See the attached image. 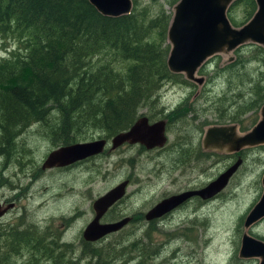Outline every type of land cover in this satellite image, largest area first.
<instances>
[{
  "label": "rangeland",
  "instance_id": "obj_1",
  "mask_svg": "<svg viewBox=\"0 0 264 264\" xmlns=\"http://www.w3.org/2000/svg\"><path fill=\"white\" fill-rule=\"evenodd\" d=\"M172 7L165 5L167 10ZM245 10L242 4L233 9L237 21L243 20ZM12 45L11 39L0 41V54ZM230 54L232 62L236 57L234 50ZM227 57L215 54L197 70V75L204 77L202 83L192 81L191 87L165 82L156 93L159 95L155 103L138 110L152 121L163 118L162 114L169 116L178 104L186 109L185 115L167 122V142L162 149L147 151L140 145H131L89 158L74 167L42 169L43 160L54 148L39 125L22 132L16 141L13 160L5 161L0 156V203H13V207L0 216V230L32 225L47 242L55 241L52 253L47 251L45 256L30 251L23 244L19 254L0 248V263L258 264L256 257H239V248L245 231L257 238L264 237V218L252 227H244L245 216L263 190L264 144L244 147L239 153H227L215 149L205 151L201 143L207 126L236 124L239 133H244L260 117V109L242 113L245 102L256 98L257 94L252 93L249 83L242 87L241 77H259L258 65L250 63L246 74L236 67L215 76L216 71L231 63H225ZM252 82L254 80H250V84ZM257 82L264 87L262 79ZM215 105L225 113L224 117ZM233 115L237 116L236 120L231 119ZM100 135L95 133L83 141ZM239 156L241 165L216 197L208 201L191 200L151 223L144 216L135 219L93 243L98 252H81L82 230L94 214L93 200L121 180L130 181L128 195L108 212L106 220H117L122 214L138 217L173 192L188 186H204Z\"/></svg>",
  "mask_w": 264,
  "mask_h": 264
},
{
  "label": "trees",
  "instance_id": "obj_2",
  "mask_svg": "<svg viewBox=\"0 0 264 264\" xmlns=\"http://www.w3.org/2000/svg\"><path fill=\"white\" fill-rule=\"evenodd\" d=\"M177 1L132 0L130 13L111 17L99 13L88 0H0V41L14 42L0 54V156L13 160L17 138L33 125L43 128L52 148L81 142L95 133L109 139L143 115L138 113L141 107L155 103L165 82L192 87V81L170 72L166 64L172 10L165 5L172 7ZM239 4L246 7L242 21L232 12ZM255 9V0H234L227 16L240 26ZM234 53L235 59L214 75L236 67L246 74L250 63L258 65L259 77H241L242 87L249 83L257 94L245 102V114L264 104V87L257 82L264 81V46L247 43ZM178 105L169 116H160L169 122L182 117L186 109ZM217 112L225 116L222 110ZM54 241L47 242L32 225L0 230V248L8 252L20 253L23 244L45 256L52 253ZM81 241V252H98L93 242Z\"/></svg>",
  "mask_w": 264,
  "mask_h": 264
},
{
  "label": "water",
  "instance_id": "obj_3",
  "mask_svg": "<svg viewBox=\"0 0 264 264\" xmlns=\"http://www.w3.org/2000/svg\"><path fill=\"white\" fill-rule=\"evenodd\" d=\"M88 1L99 13L111 17L128 14L132 8V0ZM233 1L178 0L173 5L166 34L170 44L166 64L170 72L182 73L187 80L202 83L204 77L198 76L197 70L211 56L225 54L230 61L233 59L230 53L240 45L255 43L264 46V0H255L256 11L241 26H234L227 16V9ZM259 113L260 117L257 122L244 133H239L236 124L207 126L201 140L203 148L238 152L244 147L263 144L264 104L260 107ZM165 125L166 122L163 119L149 123L146 116H139L130 128L111 137V147H117L124 142L139 143L147 149L162 147L167 141ZM105 143L104 138H97L58 146L47 154L41 168L63 167L93 156L103 150ZM241 163L242 158L239 156L204 186L160 199L145 212L146 220L160 217L191 196H199L202 199L213 197L226 187L229 179ZM261 184L262 193L248 212L244 220L245 227L264 217V172L261 176ZM127 186L128 180H121L93 200L92 208L95 214L83 229L82 234L85 240H99L108 233L119 230L129 222V217L114 222H100V217L124 195ZM10 205L1 208L0 203V216ZM239 256L244 258L258 257L259 264H264V241L244 233Z\"/></svg>",
  "mask_w": 264,
  "mask_h": 264
},
{
  "label": "flooded vegetation",
  "instance_id": "obj_4",
  "mask_svg": "<svg viewBox=\"0 0 264 264\" xmlns=\"http://www.w3.org/2000/svg\"><path fill=\"white\" fill-rule=\"evenodd\" d=\"M255 4H256V2H255ZM230 6V5H229ZM229 8V7H228ZM256 8H257V6H256ZM228 10V9H227ZM255 11H256V9H255ZM254 11V12H255ZM254 14V13H253ZM252 14V15H253ZM250 19V18H249ZM248 19V20H249ZM244 24V23H243ZM241 26V25H240ZM228 58V57H227ZM228 62H230V61H228V59L225 61V63H228ZM263 105V104H262ZM261 105V106H262ZM260 109V108H259ZM142 116V115H141ZM144 116H146V115H144ZM147 118H148V121H149V123H152V122H154V121H158V120H161V119H163V120H165V122H166V125H165V130H166V126H167V122H168V120H167V118H160V119H156V120H152L151 121V119L149 118V116H146ZM138 118V117H137ZM135 122V121H134ZM133 122V123H134ZM132 123V124H133ZM131 124V125H132ZM130 125V126H131ZM130 126L128 127V128H130ZM127 128V129H128ZM126 130V129H125ZM99 138H104V137H99ZM97 139V138H96ZM105 140H106V143H105V145L103 146V150L100 152V153H98V154H95V155H93V156H89V157H86V158H84V159H81V160H78V161H75V162H73V163H71V164H69V165H66V166H63V167H67V166H69V167H74V166H77V165H79L80 163H83V162H85L86 160H88L89 158H92V157H95V156H97V155H101V154H103V153H106V154H109V153H111L112 151H118V150H120V149H122V148H124V147H128V146H131V145H135V146H139L140 148H142V147H144L143 149L144 150H147V151H149V150H155V149H162L164 146H165V144L162 146V147H154V148H151V149H147L144 145H142V144H139V143H132V144H130V143H128V142H124V143H122L121 145H119V146H117V147H111V143H110V140H111V138H104ZM94 140V139H93ZM167 142V141H166ZM201 143H202V141H201ZM264 144V143H263ZM259 145H262V144H259ZM257 146V145H256ZM248 147H252V146H248ZM205 151H212V150H214V149H212V148H209V149H205V148H203ZM215 150H218V149H215ZM220 151H222V150H220ZM227 153H239V151L238 152H227ZM232 163V162H231ZM241 165V164H240ZM229 166V165H228ZM227 166V167H228ZM226 167V168H227ZM61 168V167H60ZM225 168V169H226ZM224 169V170H225ZM223 170V171H224ZM221 173V172H220ZM125 180V179H124ZM128 180V186H129V184H130V181H129V179H127ZM230 180V179H229ZM229 183V182H228ZM262 185V184H261ZM200 187H202V186H188V187H185V188H183V189H181V190H179V192L178 191H176V192H173V193H171V194H169V195H167V196H170V195H173V194H177V193H180V192H182V191H185V190H189V189H196V188H200ZM110 189V188H109ZM108 189V190H109ZM223 190V189H222ZM222 190L219 192V193H217L216 195H214L213 197H216L218 194H220L221 192H222ZM107 191V190H106ZM105 191V192H106ZM104 192V193H105ZM128 195V192H127V188H126V190H125V193H124V195L119 199V200H117L112 206H110L107 210H106V212L100 217V222H109L110 220H114V221H118V220H120V219H122V218H124V217H129V222H131V221H133V220H135V219H141L143 216H144V214H145V212L143 213V212H141L139 215H138V217H136V216H132V215H120V216H122L121 218H119V219H117V220H115V219H111V218H109L108 220H106V217H107V215H108V212L109 211H111L112 209H114L115 208V206H117V204H119V202L120 201H122V200H124L125 199V197ZM100 196V195H99ZM166 197V196H165ZM213 197H211V198H208V199H202L201 197H199V196H191L189 199H187L186 201H184L183 203H181L180 205H178V206H176L175 208H173V209H171L169 212H167V213H164L163 215H161L160 217H158V218H155V219H151V220H146V218H145V216H144V219L146 220V221H153V220H158V219H160V218H163V217H165L166 215H168V214H171L172 212H174L175 210H177V209H179L180 207H182L184 204H186V203H188L189 201H191V200H201V201H208V200H210V199H212ZM164 198V197H163ZM96 199V198H95ZM162 199V198H161ZM256 203V202H255ZM254 203V204H255ZM8 203H6L5 205H4V202H1V208H3L4 206H8V205H10V207L13 205V203H10V204H8ZM155 204V203H154ZM153 204V205H154ZM253 204V205H254ZM153 205H151L149 208H151ZM253 205L251 206V208L253 207ZM13 207V206H12ZM148 208V209H149ZM250 208V209H251ZM8 209L9 208H7V210L2 214V215H4V214H6L7 212H8ZM93 209V208H92ZM93 213H94V210H93ZM95 214V213H94ZM94 214H93V216H94ZM245 218H246V216H245ZM245 218H244V220H245ZM262 218H264V217H262ZM261 218V219H262ZM261 219H259V220H261ZM258 220V221H259ZM114 221H110V222H114ZM258 221H256L255 223H253V224H251L250 226L252 227L254 224H256V223H258ZM250 226H248V227H245V225H244V227L245 228H249ZM82 233H83V230H82ZM244 233H247L248 235H250V236H252L251 234H249L248 233V231H245V232H243V234ZM243 234H242V236H243ZM82 235V238H83V240L84 241H88V240H85L84 239V237H83V234H81ZM242 236H241V240H242ZM252 237H254V236H252ZM254 238H256V239H259V240H262V241H264V237H261V238H257V237H254ZM97 241V240H96ZM96 241H91V242H93V243H95ZM89 242V241H88ZM240 246H241V241H240ZM240 249V248H239ZM239 257H241V256H239ZM241 258H244V257H241ZM245 258H253V257H245ZM256 258H258V257H256ZM259 259V258H258ZM258 264H259V261H258Z\"/></svg>",
  "mask_w": 264,
  "mask_h": 264
},
{
  "label": "bare ground",
  "instance_id": "obj_5",
  "mask_svg": "<svg viewBox=\"0 0 264 264\" xmlns=\"http://www.w3.org/2000/svg\"><path fill=\"white\" fill-rule=\"evenodd\" d=\"M96 247V246H95Z\"/></svg>",
  "mask_w": 264,
  "mask_h": 264
}]
</instances>
